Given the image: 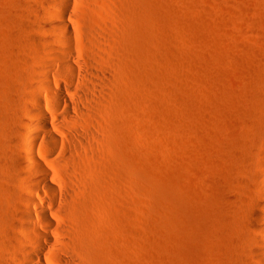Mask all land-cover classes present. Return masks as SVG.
<instances>
[{"label":"rangeland","instance_id":"1","mask_svg":"<svg viewBox=\"0 0 264 264\" xmlns=\"http://www.w3.org/2000/svg\"><path fill=\"white\" fill-rule=\"evenodd\" d=\"M56 2L0 0V264L20 263L25 247L21 139L42 150L43 136L67 131L38 80L41 62L55 65ZM68 16L65 39L106 74L88 117L97 140L75 166L98 222L85 264H244L253 189L226 179L247 175L251 139L264 134V0H74ZM34 90L50 132L29 112Z\"/></svg>","mask_w":264,"mask_h":264},{"label":"bare ground","instance_id":"2","mask_svg":"<svg viewBox=\"0 0 264 264\" xmlns=\"http://www.w3.org/2000/svg\"><path fill=\"white\" fill-rule=\"evenodd\" d=\"M73 2L74 0H57L56 6L60 11H51L52 21L62 29L54 31L53 42H47V56H50L55 65L44 59L38 72L41 88L52 95L51 107L59 108L64 116L63 120H58V128L63 131L67 128L64 139L55 134L43 136L40 141L45 144V148L42 150H37L38 139L31 135L23 137L19 144L20 153L23 154L21 160L29 162L31 173L30 176H16V184L24 192L21 195L23 212L18 215L16 224L24 232L21 241L25 247L22 250V260L15 264H85L94 230L98 226L97 220H94L97 217L93 207L95 202L87 196L91 184L75 166L81 159L78 151L89 148L86 141L89 138L97 140L90 130L93 119L88 117L91 113L94 115L95 109L101 106V97L98 98L101 91L93 83L101 81L102 77L104 79L106 74H102L104 70L102 73L93 72L84 65L82 54L77 53L72 48V42L65 39L72 36L73 28L67 18L69 5ZM62 75L69 76L66 84L69 90H65L59 82ZM39 92L40 90H34L29 112L41 130L50 132V121L43 111ZM248 150L247 175H241L240 178L237 176V179L230 175L226 180H236V186L253 189V195L249 194L246 203L247 228L254 239L247 240L250 254L245 258L244 264H264V134L253 137ZM232 156L239 161L236 158L238 154ZM243 158L241 156L238 163H244L246 156ZM40 191L44 192L43 196ZM227 194L230 196L229 192ZM226 195L224 200H227ZM232 200L230 198L227 202H236V199Z\"/></svg>","mask_w":264,"mask_h":264}]
</instances>
